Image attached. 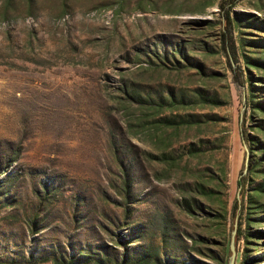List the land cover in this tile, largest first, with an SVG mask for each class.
<instances>
[{
	"label": "rangeland",
	"instance_id": "obj_1",
	"mask_svg": "<svg viewBox=\"0 0 264 264\" xmlns=\"http://www.w3.org/2000/svg\"><path fill=\"white\" fill-rule=\"evenodd\" d=\"M220 1L0 0V264H217L240 222L236 264H264V236L249 252L245 238L264 221L234 212L249 87L234 84ZM232 17L252 21L233 27L248 76L264 0Z\"/></svg>",
	"mask_w": 264,
	"mask_h": 264
},
{
	"label": "trees",
	"instance_id": "obj_2",
	"mask_svg": "<svg viewBox=\"0 0 264 264\" xmlns=\"http://www.w3.org/2000/svg\"><path fill=\"white\" fill-rule=\"evenodd\" d=\"M242 0H221L219 4L220 9V15H221V21L224 23L225 27L221 31V43L223 49L227 53V57L231 60L230 68L233 73L234 78V84L236 85L237 89L242 91L247 89V86L249 87V96L246 95L245 91V97L243 98V104L245 106V116L242 120L241 125V134L243 136L245 145L249 148L251 152V156L248 155V158L250 157V164L247 175L243 176L239 180V186L241 189V196L242 200L237 199L235 201L234 205V212L242 221L243 214L246 217V223L248 226L252 229L254 228V224L256 226H259V222L264 221V217H262L261 213L264 212V179L262 183L256 184V177L263 175L264 177V85H259L257 83H262L261 81L264 80V76L255 77L252 73V68L256 67L260 70H264V57L261 59H253L249 57L248 55H245L247 60L246 65V71L248 72V76H245V72L242 69V67H237L233 64L232 60L237 62V47L236 43L233 37V27L235 24H239L240 21L242 23H252L251 20H247L238 17L237 22L233 19L232 13L234 12L235 8L238 6V4ZM242 41L247 44H257V41H254L253 39H247L242 37ZM248 45V44H247ZM253 46V45H252ZM160 60L163 61V57H160L158 55ZM139 60V58H137ZM163 59V60H162ZM179 64V62H178ZM257 80V81H256ZM260 81V82H259ZM132 89V93L137 96L136 94L138 92L137 89ZM123 92H130L129 87H125L121 89ZM132 100L135 102H140V96L138 99L137 97H131ZM149 98V97H148ZM205 102H212L216 103L217 101L215 99H206L202 98ZM160 103H154L153 101V108L157 109V112L163 109V104H167L168 101L164 98H160ZM146 102H152L151 98H149V101L146 100ZM252 121V123L249 125L250 130L252 133L247 130V120ZM252 178V179H251ZM126 190H124L125 194L127 195V198L130 199L131 197V185L130 182H125ZM245 198H247V207H244V201ZM246 209V212L244 210ZM223 210H226L225 208ZM126 218H129L131 216V212L127 209L126 212ZM242 222H240V227L238 228V234L236 237V242L238 244L239 240L241 239V236H243L242 232ZM262 236H264V232H248L246 235V242L247 247L246 250L249 251H257L259 249L258 241L262 239ZM126 259V258H125ZM124 259V260H125ZM123 260L122 264H125ZM151 254L146 252L141 259L137 262V264H151ZM229 258H221L217 262V264H228ZM255 262V259H250L246 256V260L243 261L242 264H253ZM154 264H158L155 263ZM177 264V263H172Z\"/></svg>",
	"mask_w": 264,
	"mask_h": 264
},
{
	"label": "water",
	"instance_id": "obj_3",
	"mask_svg": "<svg viewBox=\"0 0 264 264\" xmlns=\"http://www.w3.org/2000/svg\"><path fill=\"white\" fill-rule=\"evenodd\" d=\"M244 112H245V106L242 110V115L244 114ZM245 147L247 148L246 145H245ZM236 237H237V224H235L234 230L232 232V238H231V242H230L231 255L229 257L228 264H236V259H237Z\"/></svg>",
	"mask_w": 264,
	"mask_h": 264
}]
</instances>
